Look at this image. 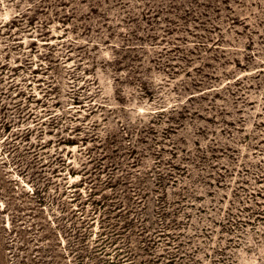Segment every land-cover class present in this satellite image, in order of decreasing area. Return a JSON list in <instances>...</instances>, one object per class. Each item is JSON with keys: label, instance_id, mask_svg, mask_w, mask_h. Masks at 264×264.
Masks as SVG:
<instances>
[{"label": "rangeland", "instance_id": "obj_1", "mask_svg": "<svg viewBox=\"0 0 264 264\" xmlns=\"http://www.w3.org/2000/svg\"><path fill=\"white\" fill-rule=\"evenodd\" d=\"M0 264H264V0H0Z\"/></svg>", "mask_w": 264, "mask_h": 264}]
</instances>
